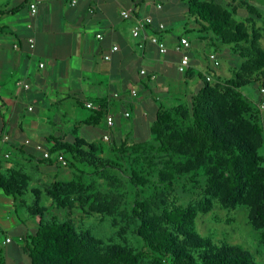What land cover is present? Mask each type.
<instances>
[{"label":"trees","instance_id":"trees-1","mask_svg":"<svg viewBox=\"0 0 264 264\" xmlns=\"http://www.w3.org/2000/svg\"><path fill=\"white\" fill-rule=\"evenodd\" d=\"M183 2L189 18L198 26L197 32H213L244 61L240 71L233 72L228 78L225 87L212 86L199 73L198 77L204 85L191 97L189 105L176 108L160 105L157 108L152 127L159 143L156 151L164 153L179 144L178 150L189 151L198 165L218 160L217 167L227 170L230 178L213 180L210 192L214 188L225 200L235 203L247 201L251 205L255 226L264 230V158L260 155L264 145V128L259 112L242 98L240 92L241 88L253 83L250 73L264 75V46L258 44L264 30H259L254 19L252 23L248 20L236 21L234 12L232 14L223 4L215 1ZM240 3L241 10L261 17L249 3ZM247 25H250L251 33ZM164 31L154 32L159 36ZM141 76L154 81L147 71ZM184 76L191 79L193 70H188ZM93 113L97 119L104 116L101 111ZM80 128L77 125L70 133L72 141L52 137L51 156L45 159L40 153V164L62 166L58 162V156H62L65 166L69 164L77 169L84 166L93 170L96 177L105 180L108 192L102 194L94 190L93 183L87 185L81 182L77 185L80 196L72 199L70 196L76 187L72 181L57 183L43 193L31 189L32 179L23 171L6 177L0 174V188L5 194L15 199L33 194L35 198L32 205H26L32 219L37 218V225L30 224L24 239L26 264H260L249 252L225 240L219 241L198 233L195 208L166 204L162 195L170 197L173 188L169 170L154 179L152 172L157 169V164L147 155L138 156L130 166L132 176L129 184L133 195L129 198L133 208L128 212L121 211L124 191L119 192L118 186L110 185L115 181L111 174L113 167H121L119 161L102 158L97 144L80 136ZM43 195L57 201L59 208H68V214L77 203L84 214H101L118 229L121 222L118 218L124 219L125 224L131 221L134 223L132 233L143 241V248L135 250L123 244L107 243L91 230L78 229L70 219L46 220L47 208L41 205ZM120 233L125 235L126 229ZM261 237L264 240V232Z\"/></svg>","mask_w":264,"mask_h":264},{"label":"crops","instance_id":"crops-1","mask_svg":"<svg viewBox=\"0 0 264 264\" xmlns=\"http://www.w3.org/2000/svg\"><path fill=\"white\" fill-rule=\"evenodd\" d=\"M240 1L248 3V0ZM250 1L262 15L256 26L264 30V14L259 8L264 7V0ZM71 2L41 0L37 14L33 15V0H0V152L11 154L9 160H0L3 177L27 167L42 172L41 154L36 152L35 145L53 146L52 137L60 140V134H70L77 125L81 126L80 136L93 142L100 135H109L107 114L114 116V129L125 120L123 113L127 111L135 126L144 114L151 117L149 86H155L159 79L165 84L169 79L183 78L177 70L180 59L175 46L180 37L199 34L183 0H77L74 5ZM159 2L163 4L160 10ZM123 10H132L138 18L152 17L156 25L163 23L165 31L159 37L168 47L167 54L161 55L145 38L156 35L154 31H159L158 28L148 27L135 38L131 31L136 19H124ZM259 21L262 23L258 24ZM189 22H193L192 29ZM31 39L35 48L30 47ZM189 39L192 40L190 36ZM142 41H145L143 50L138 48ZM113 46H118V51L112 52ZM197 53L193 44L191 68L198 70L201 64ZM107 55L110 60L104 58ZM142 70L154 76V81L148 83L140 74ZM23 82L29 85L28 89L19 85ZM137 88L138 97L131 96L130 92ZM86 102L99 105L105 121L97 119L86 108ZM103 122L107 130L99 133L97 128ZM4 134L10 136L7 144L1 141ZM27 139L30 146L23 145ZM44 167L49 172L57 166L46 163ZM17 199L0 188V234L3 235L0 250L2 245H13L11 249L1 250L0 263L4 264L27 261L23 251L27 230L20 226ZM15 235L19 236L18 242Z\"/></svg>","mask_w":264,"mask_h":264},{"label":"rangeland","instance_id":"rangeland-1","mask_svg":"<svg viewBox=\"0 0 264 264\" xmlns=\"http://www.w3.org/2000/svg\"><path fill=\"white\" fill-rule=\"evenodd\" d=\"M240 2V0H223L221 4L232 14L233 12L235 13L233 14V18L236 21L244 22L248 20L252 23L253 19H256L255 23H257V19L259 18L251 16L250 11L241 10L242 4ZM248 3L255 10L257 9V7L253 6L252 1L248 0ZM259 8L262 14H264V7ZM166 10L169 12L170 8L168 7ZM261 23L259 21L258 24ZM192 24L193 22H189V28H193ZM193 25L196 24L194 23ZM247 26H249V32L251 33L250 25ZM189 36L192 40L194 39V42L189 39ZM184 37L189 39L191 46L195 44L196 51L200 53L199 56L197 55L200 58V68L198 70L194 68L189 69L193 70L194 76L191 79H187L177 66L178 73L183 75L182 79L175 77L166 81L165 84H161L160 82L162 81L159 79L160 81L155 83V86L154 84H149V100L151 104L149 110H151V117L147 113L144 114L141 122L136 120V126L134 125L135 121L133 118H125V120H122L121 125L117 126V129H111L112 132L110 130L108 141L103 138V135H100V139L96 138L93 142L101 150L100 156L102 158L119 161L121 167H113L111 174L115 178V181L111 182L114 184L110 183V185L118 186L119 192L123 193L124 191L125 199L121 205V211L128 212L133 208L129 198L133 195L129 184L132 176L130 166L138 156L140 157L142 154H144L143 156L147 155L157 164V169L152 172L154 179H157L160 173H168L169 170L168 174L170 181L173 183V188L170 190V197L167 196L165 198V195H162L166 204L171 205L176 203L195 208L197 211L196 229L198 233L206 237L217 238L219 241L225 240L233 246L249 252L255 260L260 264H264V240L261 237V233L264 230L255 226L254 220L251 217V205L247 201L235 203L225 200L218 191L215 192L214 188L210 192L213 180L221 181L230 178V173L227 170L217 167L219 161L215 159V161H206V163L198 165L192 160V154L189 151L183 148L178 150L179 144L164 153L156 151L159 148V143L153 135L152 127L154 126V114L157 108L160 105L168 108H176L184 104L189 105L191 97L197 94L204 85L203 80L198 77L199 73L212 86L225 87L228 78L233 72L240 71L244 61L238 53L232 51V47L223 44L211 31L197 35L190 34ZM258 44L261 47L264 46V36ZM210 54H215L220 59V67L215 68L212 66L208 60ZM207 77H210L211 80L209 81ZM249 77L254 80L253 83L241 88L240 92L242 98L255 111L259 112L260 123L264 128V108H262V105H264V92L262 91L264 90V75L262 73H250ZM136 90L139 94V89L137 88ZM100 120L105 121L104 116ZM104 130H107V128L103 122L97 128V131L101 133ZM59 137L60 139L72 141L70 134H65L64 136L60 134ZM83 137L88 138L85 136V133H83ZM150 148L152 149L150 150ZM260 155L264 158V145L260 150ZM45 164L42 163L41 166L39 164V167H42V172H40V169L31 167L23 170L32 179L31 188L36 187L45 193L47 189L52 188L57 183L67 184L72 181L76 185L75 190L70 196L72 199L80 196L81 192L77 189V185L81 182L87 185L93 183L94 190L102 194L109 191L105 180L96 177L93 174L94 171L88 167L79 166L77 169L68 164L67 166L62 165L63 167L58 166L49 171L51 172L49 173L45 170ZM117 182L118 184H116ZM34 199V195L29 194L17 199L16 202V210L21 220L20 226L24 230H27V233L30 230V224L31 226L37 225V218L32 219L31 214L26 208V205L27 207L28 205H32ZM41 205L47 208L46 220L48 221L52 219L61 221L70 219L76 224L78 229L84 231L87 229L91 230L95 236L107 243L115 242L135 250H140L144 246L143 241L132 233L134 223L132 224L131 221H127L125 224L124 219L118 218L121 221L118 229L109 218H105L101 214H84L80 211L77 203L68 214V208H59L58 202L46 195H43ZM127 226L128 228L131 227V229H128ZM125 229L126 233L122 236L120 231ZM2 237L3 235L0 234V239ZM14 237L15 241L18 242L19 236L15 235ZM12 246L2 245V249H11ZM1 250L0 254L2 253Z\"/></svg>","mask_w":264,"mask_h":264},{"label":"built area","instance_id":"built-area-1","mask_svg":"<svg viewBox=\"0 0 264 264\" xmlns=\"http://www.w3.org/2000/svg\"><path fill=\"white\" fill-rule=\"evenodd\" d=\"M41 0H33V3L31 5V9H32V13L33 15H36L38 12V7L40 4ZM73 5L77 3V0H72L71 2ZM163 8V4L161 2H159L157 4V9H162ZM121 16L124 19H130V18H135V25L132 28V35L135 38L140 37L141 34H143L148 27H157L159 31H163L165 30V25L163 23H159L158 25H156L154 23V20L152 17H144V18H138L134 15V13L132 12V10H123L121 12ZM99 39L102 38L101 35L97 36ZM146 40H148L150 43H152L153 45H155L157 47L158 52L161 55H165L168 52V47L166 45V43L157 35H151V36H147L146 35ZM30 47L31 48H35V41L33 39L30 40ZM191 42L189 41L188 38L186 37H182L176 44L175 46V51L177 53L180 54V60L178 62V69L180 72L182 73H186L190 68H191V55H190V50H191ZM138 48L143 50L145 48V41H142L139 43ZM118 46H113L112 48V52H116L118 51ZM106 60H110V56L107 55L104 57ZM209 61L212 64L213 67L217 68L221 65L220 59L215 55V54H210L209 55ZM41 67L44 66V64L40 65ZM141 74H146V70H142ZM152 80L155 79L154 76H151ZM208 80L210 81V77H207ZM19 85H22L25 89L29 88V85L26 83H19ZM264 92V90H262ZM131 96L136 97L137 96V90L133 89L130 92ZM118 94H115V97H117ZM85 106L88 110L90 111H102V108L99 105L94 104L93 102H86ZM262 108H264V105H262ZM124 118H129L130 117V112H124L123 113ZM106 122H107V127L108 129H112L114 127L115 124V119L114 116L112 114H107L106 115ZM105 140H109V135H105L103 137ZM2 143L7 144L10 141V136L8 134H4L2 136ZM24 146H30L31 145V141L29 139L25 140L23 143ZM51 148L52 146H47V145H43V144H36L35 145V150L39 153H41L43 155V157L45 159H49L51 156ZM11 157L10 152H4L1 153L0 152V160L3 158L5 160H9ZM58 162L61 163L62 165H66V162L64 160V158L62 156H58ZM11 239L7 240V243H10Z\"/></svg>","mask_w":264,"mask_h":264}]
</instances>
